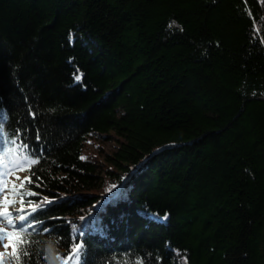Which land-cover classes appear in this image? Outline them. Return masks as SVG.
<instances>
[{
    "label": "trees",
    "instance_id": "16d2710c",
    "mask_svg": "<svg viewBox=\"0 0 264 264\" xmlns=\"http://www.w3.org/2000/svg\"><path fill=\"white\" fill-rule=\"evenodd\" d=\"M0 123L25 264H264V0H0Z\"/></svg>",
    "mask_w": 264,
    "mask_h": 264
},
{
    "label": "snow or ice",
    "instance_id": "6c2138e0",
    "mask_svg": "<svg viewBox=\"0 0 264 264\" xmlns=\"http://www.w3.org/2000/svg\"><path fill=\"white\" fill-rule=\"evenodd\" d=\"M246 2V0H245ZM71 39V38H70ZM74 79L76 81H79L82 79V74H74ZM39 138V137H37ZM14 144L15 141H12ZM19 147V146H17ZM15 152V149H7L3 155H0V165H4L5 168L7 167L5 163V157L10 153ZM23 159L27 162L28 167L25 168L22 165H19V161H16L15 163L18 165L17 170L21 171H28L31 166L37 165L39 163L38 159H32L29 156H24ZM81 159H86V157H81ZM2 176L7 175H14V172L11 170H7L5 173L0 174ZM17 180H20L21 178L19 176L16 177ZM31 182V177H25L23 181L20 183L19 186H17L15 183L12 184V191L13 193L16 192L17 187L24 188L25 183ZM116 185H113L112 188H116ZM8 188V181L6 179L0 178V191L7 190ZM112 188L109 189V191H112ZM29 196L36 195V193L33 192H27L26 193ZM42 203H51V201H48L47 198H44V201ZM17 204V201L8 199L7 196L0 199V223H4L7 226H9L12 230L7 231L5 227H0V244L7 249L9 247L12 248V252L9 253H0V264H2L3 259L5 257L10 256L14 264H25V261L22 259L23 257H29L30 256V246L33 243V241L30 239L31 233L27 231V228L23 226L24 222L28 220V215H31V213H28V215L20 214V215H13V207ZM20 206L15 207V211L17 213H24L26 210L24 208V201L21 200L19 202ZM29 206L31 207V212L34 213L41 207L40 204H31L29 202ZM18 224L20 225L18 227ZM33 225L31 223H28L27 227H32ZM4 240H8L9 243H3ZM84 254V244L76 243L72 246L71 253L61 259L60 257H57V259L61 260V264H69V261H71V264H81V257ZM139 264H142V262H139Z\"/></svg>",
    "mask_w": 264,
    "mask_h": 264
},
{
    "label": "rangeland",
    "instance_id": "374dc122",
    "mask_svg": "<svg viewBox=\"0 0 264 264\" xmlns=\"http://www.w3.org/2000/svg\"><path fill=\"white\" fill-rule=\"evenodd\" d=\"M114 146V142L112 141H109L108 139H99V138H89L88 141L86 142L85 144V147H84V150H83V157H94V158H97V159H100V157H98L99 155H102L106 152H108L109 150H111ZM19 177L21 178L20 180H17L15 178V182L19 185L20 183L23 181V179L26 176V174H21L19 175ZM18 185V186H19ZM11 194V193H9ZM12 200V199H10ZM0 227H5L6 230H8L9 226L7 225H2L0 224ZM3 243H9L8 240H4ZM11 250V247L5 249L2 244H0V253H9ZM2 264H11L10 263V260L8 259V257H5L3 259V262Z\"/></svg>",
    "mask_w": 264,
    "mask_h": 264
}]
</instances>
